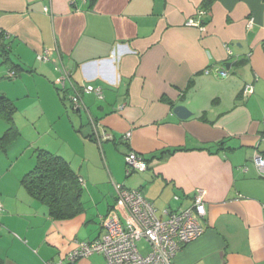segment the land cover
Listing matches in <instances>:
<instances>
[{
    "label": "crops",
    "instance_id": "0c3cea01",
    "mask_svg": "<svg viewBox=\"0 0 264 264\" xmlns=\"http://www.w3.org/2000/svg\"><path fill=\"white\" fill-rule=\"evenodd\" d=\"M200 8L204 29L185 25ZM0 31L20 65L10 79L15 68L0 55V96L14 103L19 130L0 150V264H67L76 241L101 235V216L113 209L126 219L114 184L138 189L158 215L204 189V233L178 251L176 264H264V177L253 162L254 151L264 155V0H0ZM60 69L86 109L71 108L74 92L68 83L61 90ZM86 85L101 96L82 92ZM245 85L252 92L243 95ZM24 101L30 109L18 117ZM177 105L191 115L179 118ZM91 120L113 140L99 145ZM26 126L31 138L20 147ZM7 127L0 117V136ZM36 147L62 156L81 179L74 217L51 218L22 186ZM128 151L146 159L145 171L126 174Z\"/></svg>",
    "mask_w": 264,
    "mask_h": 264
},
{
    "label": "built area",
    "instance_id": "2783aa9c",
    "mask_svg": "<svg viewBox=\"0 0 264 264\" xmlns=\"http://www.w3.org/2000/svg\"><path fill=\"white\" fill-rule=\"evenodd\" d=\"M206 15L205 9H197L195 15L187 18L185 25L203 30V21ZM252 23L253 19H249L247 27H251ZM36 58L40 62H45L48 59V52L43 51ZM60 70L61 90H64L68 83L74 92L69 96L71 108L73 110L86 109L80 91L74 87L69 73L64 69ZM217 74L220 77H225L227 71L223 67L217 71ZM15 75L14 70H9L6 77L14 78ZM81 91L86 93L92 91L99 97L101 96V89L98 86L86 85ZM250 92H252V86L245 85L243 95ZM91 123L94 139L99 145L104 140H113L112 134L105 130H97L95 121L91 120ZM122 137L128 139L130 132H126ZM260 144L264 146V137L260 139L257 147ZM124 160L126 174L143 172L147 169V163L143 156L134 151H128ZM253 162L259 175L264 177V155H261L257 150L254 151ZM114 187L116 199L123 207L126 219L121 220L113 209L101 216V235L91 241H76V246L66 255L67 264H72L76 260L92 254L103 255L105 264H176L175 257L178 251L204 233L205 228L202 220L207 213L204 189H196L188 206L178 207L174 210L167 208L158 215L153 204L138 189L126 188L120 184H114ZM1 209L0 203V212ZM141 239H145L149 243V251L146 254H142L137 247V242ZM42 264L63 263L61 261L58 263L46 261Z\"/></svg>",
    "mask_w": 264,
    "mask_h": 264
},
{
    "label": "trees",
    "instance_id": "16d2710c",
    "mask_svg": "<svg viewBox=\"0 0 264 264\" xmlns=\"http://www.w3.org/2000/svg\"><path fill=\"white\" fill-rule=\"evenodd\" d=\"M0 37H5L2 31H0ZM0 55L5 62H9L15 68L11 70H14L17 75L16 69L20 65L10 60L4 44L0 45ZM15 110L14 103L1 95L0 117L8 123V127L0 136V150L6 149L19 136V130L13 121ZM21 184L33 199L47 207L48 215L53 219L72 218L82 209L81 179L66 159L51 151L35 149L34 165L22 176Z\"/></svg>",
    "mask_w": 264,
    "mask_h": 264
},
{
    "label": "rangeland",
    "instance_id": "374dc122",
    "mask_svg": "<svg viewBox=\"0 0 264 264\" xmlns=\"http://www.w3.org/2000/svg\"><path fill=\"white\" fill-rule=\"evenodd\" d=\"M0 68L2 69V70H5L7 67L3 64V63H1V58H0ZM1 70V71H2ZM5 76H6V73H5ZM1 78V77H0ZM3 80H6V81H8L6 78H3ZM11 81V80H10ZM26 104H28L27 103V101H24L21 105H19V109H17V112H16V115L19 117V115H21V112L23 111V112H26V110L25 109H30V106L29 105H27L26 106ZM26 106V107H25ZM69 109H70V107H68ZM67 108V109H68ZM70 111H71V109H70ZM20 113V114H19ZM21 117V116H20ZM24 123V122H23ZM23 134H24V139H21V138H19V139H21V140H18L19 142V146L21 147H23V145L24 146H27V144H25V142L24 141H26L25 140V137L26 138H31V133H32V131L30 132V130H28L27 129V126H26V129H24L23 130ZM33 135V134H32ZM48 139V138H47ZM18 146V147H19ZM37 146V145H36ZM16 147V146H15ZM37 148V147H36ZM50 148H52V147H50ZM31 149H32V147H31ZM53 149V148H52ZM35 158V157H34ZM137 247H138V249H139V251L142 253V254H146L148 251H149V243L145 240V239H141L140 241H138L137 242Z\"/></svg>",
    "mask_w": 264,
    "mask_h": 264
},
{
    "label": "water",
    "instance_id": "95a60500",
    "mask_svg": "<svg viewBox=\"0 0 264 264\" xmlns=\"http://www.w3.org/2000/svg\"><path fill=\"white\" fill-rule=\"evenodd\" d=\"M235 63L233 62H228L225 64L226 68L229 67V66H232L234 65ZM173 112L179 117V118H182V119H186L188 118L191 113L189 112V110L183 106V105H177L174 107L173 109Z\"/></svg>",
    "mask_w": 264,
    "mask_h": 264
}]
</instances>
